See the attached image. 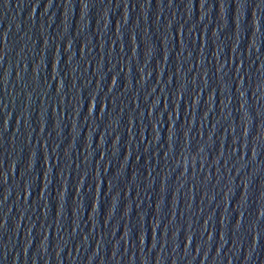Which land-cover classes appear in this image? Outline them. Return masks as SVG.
Masks as SVG:
<instances>
[{
    "label": "water",
    "instance_id": "1",
    "mask_svg": "<svg viewBox=\"0 0 264 264\" xmlns=\"http://www.w3.org/2000/svg\"><path fill=\"white\" fill-rule=\"evenodd\" d=\"M0 264H264V0H0Z\"/></svg>",
    "mask_w": 264,
    "mask_h": 264
}]
</instances>
